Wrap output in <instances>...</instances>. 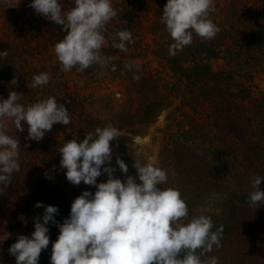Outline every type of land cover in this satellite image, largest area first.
<instances>
[{
	"label": "trees",
	"instance_id": "16d2710c",
	"mask_svg": "<svg viewBox=\"0 0 264 264\" xmlns=\"http://www.w3.org/2000/svg\"><path fill=\"white\" fill-rule=\"evenodd\" d=\"M142 1L116 4L118 15L106 25L101 49L103 55L110 57L106 70L127 81L130 92L137 97L135 112H127L126 116L131 119L138 116L139 122H147L169 107L172 100L179 101L176 109L182 118L178 120L180 127L169 156L170 174H174L178 184L175 189L183 195L190 219L202 214L197 208H190L193 194H188L187 189H196L198 198L212 203L204 211L213 221L212 231L223 228L221 246H214L201 259L216 257L218 264H264V203L256 207L250 206L249 201L254 190L252 180L258 176L264 178V90L254 83L259 74L264 75V0H213L208 19L219 32L211 41L193 33L190 45L176 51L175 55L169 53L165 60L176 80L170 86L154 78L137 47L142 27L137 13L150 8L149 1ZM58 2L65 11L69 0ZM14 6L8 7L0 0V16L5 14V20L17 31L27 34V29L43 27L60 41L66 35L60 26L38 15L34 9L28 15L27 7L18 11ZM124 30L132 34L131 42L126 43L127 52L111 46L113 42L119 43L116 33ZM172 43L170 38V45ZM8 59L0 56V97L3 98L13 91L14 85L10 82L16 77L15 65L11 62L14 54ZM133 61L136 67L125 69L124 65ZM214 63L220 66L215 68ZM98 66L101 67L92 65L94 70ZM66 138L68 141L79 139L69 134ZM18 143L19 171L12 174L9 188H0V199L19 191L27 165L41 160L31 153L33 148L28 141ZM54 143L58 145V155H51L52 160L60 156L62 146L60 141H51L50 145ZM33 186L28 204L40 213L41 222L44 207H36L38 202L45 207L63 208L70 214L71 207L54 186L47 189L39 180ZM259 189L264 192V180ZM54 220L56 224L49 222L45 227L52 238H57V225L65 219L56 214ZM9 257L14 256L6 251L2 253L0 264H16L11 258L8 261ZM38 264H50V261L43 256L41 260L40 255Z\"/></svg>",
	"mask_w": 264,
	"mask_h": 264
},
{
	"label": "clouds",
	"instance_id": "9594fccd",
	"mask_svg": "<svg viewBox=\"0 0 264 264\" xmlns=\"http://www.w3.org/2000/svg\"><path fill=\"white\" fill-rule=\"evenodd\" d=\"M28 7L66 33L54 46L61 71L76 68L83 72L94 64L108 67L110 57L103 55L101 49L106 25L118 15L111 0H74V7L66 12L58 0H32ZM212 10L213 0H167L161 22L174 41L170 54L190 45L193 33L206 41L216 36L219 28L208 19ZM116 36L119 43L111 46L127 52L131 32L118 31ZM0 56H7V51L0 52ZM124 67L132 70L135 62ZM49 80L48 73L34 75L32 87L46 85ZM10 83L16 85V77ZM21 97L12 91L0 101V188L10 185L12 174L19 171L20 147L17 138L6 134L8 120L19 132L24 131V121L28 126L27 139L35 141H40L54 124L66 126L71 122L69 112L57 104L55 97L27 107L18 103ZM119 137V130L108 124L95 128L82 141L69 140L60 147V167L66 169V179L72 185L83 182L95 186L96 191H84L75 198L69 218L57 225L59 235L52 244L50 264H218L216 257H201L214 246H221L222 226L212 231L213 221L204 214L188 220V208L180 192L159 187L167 181L165 170L135 160V178L127 176L121 182L113 178L114 168L104 167L108 179L97 184L102 165L112 160L110 142ZM116 164L121 174H127L128 167L121 159L117 158ZM262 180L258 176L251 182L254 190L249 195L250 206L264 203V192L259 189ZM35 206L44 207L42 222L36 218L31 238L18 236L8 250L16 264H38L42 250L49 245V229L45 225L56 224L57 207H45L39 202Z\"/></svg>",
	"mask_w": 264,
	"mask_h": 264
},
{
	"label": "rangeland",
	"instance_id": "374dc122",
	"mask_svg": "<svg viewBox=\"0 0 264 264\" xmlns=\"http://www.w3.org/2000/svg\"><path fill=\"white\" fill-rule=\"evenodd\" d=\"M7 6L14 7L20 11L21 8L27 7L26 13L31 14L30 4L32 0H3ZM121 1L137 4L138 0H111L115 9L116 4ZM149 1L148 10L137 13L141 18L142 27L139 29L137 47L141 50V57L147 62V67L157 81L165 83H175L172 73L168 69L166 58L169 55L170 35L166 26L161 22L163 8L167 0H145ZM68 11L74 7V0H69L67 4ZM145 11V12H144ZM155 11V14L154 12ZM10 12L7 11V14ZM156 13H159L156 15ZM10 22L5 20V14L0 16V52L7 51L5 59L11 58L15 65L17 84L11 90L22 95L18 101L21 105L27 107L40 100L48 97H55L58 105H63L69 112L70 123L66 126L59 123L54 124L52 129L45 133L40 141L28 140V126L21 121L24 131H16L11 120H8L6 134L17 138L18 141H28L33 149L31 153L41 157V160L34 164H28L26 167L25 180L21 179V187L12 196L1 198L0 203V255L9 253V248L17 241L20 235L31 238L34 231V220L40 217V213L28 202L31 200L30 194L37 180L46 184L49 189L54 186L59 194L65 199L68 206L75 198L80 196L84 191L95 193V186H88L81 182L79 185H72L65 176L66 169L60 167V156L51 159V155H58V145L51 144V141H60L63 146L68 141L66 135L69 134L74 139H83L89 132H94L97 127H104L111 124L120 132V137L110 142L112 148V160L104 167L114 168L112 173L114 179H120L124 182L127 176L136 177L137 173L133 164L136 161L141 163H152L154 166L163 169L167 173L166 183L159 185L163 188H177V181L174 174H170V149L173 148L174 139H177L178 128L180 127L179 116L176 107L179 101L172 100L171 105L165 108L159 115L147 122H139L138 116L131 119L127 112H135L138 101L128 88V82L123 81L120 77L110 74L106 68L91 66L83 72L73 68L71 71H61V65L57 60L54 46L60 42L56 35L48 32L45 28L41 30L27 29L29 33L20 32L14 29ZM54 29V28H51ZM59 38V37H58ZM9 60V59H8ZM220 63H214L218 68ZM41 73H48L50 80L46 85L32 87V77ZM264 75L259 74L254 83H257L264 90ZM167 92V90H164ZM8 97H0V101ZM153 99V98H152ZM61 146V147H62ZM121 159L128 167L127 174H121L116 164V159ZM20 162V161H19ZM25 164V162L23 163ZM102 174L97 178V184L104 183L108 179V174ZM176 181V182H175ZM136 183L139 180L136 179ZM10 186H7L9 188ZM200 185L197 186L199 188ZM35 190H38L36 188ZM188 194H193L190 208L196 209L199 214H204L208 207L212 206L198 198V190L187 189ZM194 194L196 197H194ZM183 198V195L181 194ZM7 199V200H6ZM59 202H61L59 200ZM62 203V202H61ZM189 208V209H190ZM71 209V208H70ZM65 209H58L57 215L69 218V213ZM189 216V214H188ZM190 220V218H187ZM49 236V245L41 252L42 256L50 261L52 253V244L57 238L47 233ZM4 256V255H2ZM15 261V257H9ZM1 261V259H0Z\"/></svg>",
	"mask_w": 264,
	"mask_h": 264
}]
</instances>
